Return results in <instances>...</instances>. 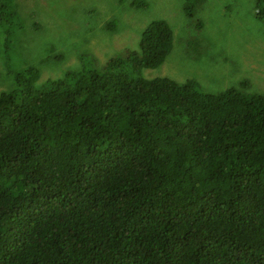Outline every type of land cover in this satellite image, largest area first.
<instances>
[{
  "label": "trees",
  "instance_id": "1",
  "mask_svg": "<svg viewBox=\"0 0 264 264\" xmlns=\"http://www.w3.org/2000/svg\"><path fill=\"white\" fill-rule=\"evenodd\" d=\"M173 44L0 93V264H264V94L143 78Z\"/></svg>",
  "mask_w": 264,
  "mask_h": 264
},
{
  "label": "rangeland",
  "instance_id": "2",
  "mask_svg": "<svg viewBox=\"0 0 264 264\" xmlns=\"http://www.w3.org/2000/svg\"><path fill=\"white\" fill-rule=\"evenodd\" d=\"M191 3L194 11L189 17ZM7 4L0 18V93L18 89L16 77L28 68L40 72L38 84L68 73L102 72L111 60L140 52L143 31L164 20L173 31V47L161 67L141 71L143 78L194 81L207 94L230 88L264 94V18L258 15L257 0H7Z\"/></svg>",
  "mask_w": 264,
  "mask_h": 264
}]
</instances>
